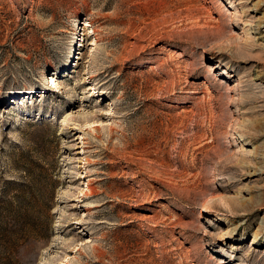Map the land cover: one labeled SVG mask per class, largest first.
I'll return each instance as SVG.
<instances>
[{"label": "rangeland", "instance_id": "obj_1", "mask_svg": "<svg viewBox=\"0 0 264 264\" xmlns=\"http://www.w3.org/2000/svg\"><path fill=\"white\" fill-rule=\"evenodd\" d=\"M0 264H264V0H0Z\"/></svg>", "mask_w": 264, "mask_h": 264}]
</instances>
